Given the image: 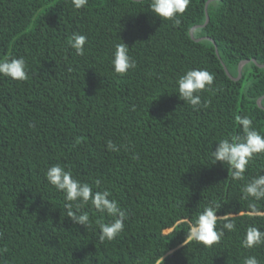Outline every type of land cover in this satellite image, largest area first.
Listing matches in <instances>:
<instances>
[{
  "label": "trees",
  "instance_id": "trees-1",
  "mask_svg": "<svg viewBox=\"0 0 264 264\" xmlns=\"http://www.w3.org/2000/svg\"><path fill=\"white\" fill-rule=\"evenodd\" d=\"M190 0L179 23L155 17L150 0H0V58L24 57L28 79L0 77V264H264V245L245 249L249 226L264 231V199L243 187L264 175V154L234 181L232 169L211 153L220 139L242 135L248 116L264 136V0ZM86 35L84 55L68 40ZM210 38L195 41L198 37ZM123 42L136 61L125 75L111 65ZM215 46L218 55L215 53ZM214 75L193 110L178 98L186 71ZM112 141L117 151L107 147ZM59 163L93 191L108 190L125 210V230L98 239L91 227L66 217L64 194L47 169ZM100 180L99 186L95 181ZM220 205L218 244H183L189 225L207 206ZM233 222L235 229L223 228Z\"/></svg>",
  "mask_w": 264,
  "mask_h": 264
},
{
  "label": "clouds",
  "instance_id": "clouds-1",
  "mask_svg": "<svg viewBox=\"0 0 264 264\" xmlns=\"http://www.w3.org/2000/svg\"><path fill=\"white\" fill-rule=\"evenodd\" d=\"M71 3L74 9L79 10L87 6L88 0H71ZM189 4L190 0H150L149 8L155 17L178 24V17L186 11ZM68 44L77 55H84L87 37L83 34L72 33ZM111 65L113 71L119 75H125L135 69L136 61L130 56L129 47L125 43L120 42L114 45ZM0 77L14 81H26L28 72L25 58L9 56L0 58ZM213 82L214 75L206 69L188 70L176 81L178 98L192 107L194 111L198 110L202 106L200 93L210 89ZM236 120L241 126L242 135L220 139L211 155L215 162L228 165L232 169V179L239 181L244 179L246 167L253 157L257 154H264V136L255 130L248 116L242 118L238 116ZM107 147L112 151H117L112 141H108ZM45 178L51 186L64 194L66 217L73 224H79L85 228L91 227L92 221L88 213L81 211L85 206L90 205L98 213L112 218L108 223L96 221L99 229L98 239L101 242L112 241L123 233L127 214L115 199L110 198L111 193L108 190L93 191L91 185L74 178L72 171L66 170L59 163L47 169ZM100 183V180L95 181L96 186ZM242 191L245 199L249 197L257 201L264 199V175L253 177L244 185ZM219 207L220 205H214L204 208L195 222L189 225L183 244L195 241L197 244L211 247L221 241L224 231L217 228L216 213ZM223 228L232 231L235 229V224L226 222ZM241 243L245 249L264 245V231L255 226H249ZM5 251L7 248L0 249V252ZM162 260L163 257L158 259L156 264H161ZM137 264H140L139 260ZM243 264H261V262L256 256L250 255L244 258Z\"/></svg>",
  "mask_w": 264,
  "mask_h": 264
},
{
  "label": "water",
  "instance_id": "water-1",
  "mask_svg": "<svg viewBox=\"0 0 264 264\" xmlns=\"http://www.w3.org/2000/svg\"><path fill=\"white\" fill-rule=\"evenodd\" d=\"M210 1H212V0H207V1L205 2V4H204V11H205V21H204V23H203V24H200V25L192 26V27L190 28V30H189V34H190L191 37H193V36H192V35H193V30H194L195 28H197V27H201V26H204V25L208 22L207 5L209 4ZM203 39L211 40L210 38H208V37H206V36H203V37H198V38H196L195 41H199V40H203ZM211 41H212V40H211ZM215 53L218 55V51H217V49H216V46H215ZM249 61L254 62L257 66H259V67H261V68L264 67V64H259V63H257V62L255 61V59H245V60H241V61L238 63V66H237V76H236V77H233V76L230 75V73L228 72L227 68L225 67V65H224L223 63H222V65H223L224 71H225V73H226V75H227L228 77H230V78L233 79V80H238V79L240 78V75H241V69H242L243 65L246 64V63H248ZM263 98H264V94L261 95L260 97H258V99H257V104H258L260 107H262V106H261V100H262Z\"/></svg>",
  "mask_w": 264,
  "mask_h": 264
}]
</instances>
